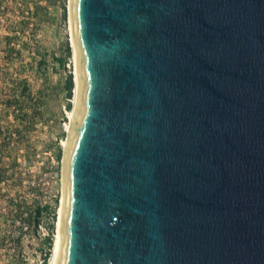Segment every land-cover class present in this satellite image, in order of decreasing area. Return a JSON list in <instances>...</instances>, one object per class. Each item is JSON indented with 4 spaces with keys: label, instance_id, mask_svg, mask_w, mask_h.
I'll list each match as a JSON object with an SVG mask.
<instances>
[{
    "label": "water",
    "instance_id": "water-1",
    "mask_svg": "<svg viewBox=\"0 0 264 264\" xmlns=\"http://www.w3.org/2000/svg\"><path fill=\"white\" fill-rule=\"evenodd\" d=\"M57 264H264V0H71Z\"/></svg>",
    "mask_w": 264,
    "mask_h": 264
},
{
    "label": "rangeland",
    "instance_id": "rangeland-1",
    "mask_svg": "<svg viewBox=\"0 0 264 264\" xmlns=\"http://www.w3.org/2000/svg\"><path fill=\"white\" fill-rule=\"evenodd\" d=\"M70 0H0V127L6 129L12 119L2 110V99L20 89L24 80L32 92H41L43 104L36 125L24 134L25 143L15 152L22 181L0 186V234L8 236L0 249V264H44L47 252L45 238L53 226L51 263L58 237L59 210L63 201L64 143L68 139L70 112L73 111L75 61L70 24ZM64 6L66 15L64 16ZM11 37L17 48L14 62L5 58V38ZM69 44L71 54H66ZM58 58L65 59V67ZM42 63V65H40ZM72 74V97L66 92V79ZM70 104V109H68ZM62 148L60 163L56 150ZM17 199L33 210L37 204L49 206L43 225L36 231L32 225L12 228L6 218L7 205ZM55 209L56 218L52 219ZM11 236V238H10Z\"/></svg>",
    "mask_w": 264,
    "mask_h": 264
},
{
    "label": "trees",
    "instance_id": "trees-1",
    "mask_svg": "<svg viewBox=\"0 0 264 264\" xmlns=\"http://www.w3.org/2000/svg\"><path fill=\"white\" fill-rule=\"evenodd\" d=\"M64 16L66 15V7L64 6ZM9 36L5 38V58L10 63L14 62V54L17 52V48ZM66 54L69 57L71 50L69 44H66ZM58 62L61 66L65 67V59L58 58ZM42 65V63H40ZM20 89L14 90V93L6 98L2 99V110L8 114L12 123L6 129L0 127V186L11 182L14 187L22 181L21 175H18L17 167L20 165L18 158L15 156V152L19 144L25 143L24 134H27L34 125H36L38 117L41 115L40 107L43 104V98L41 92H32L30 87L26 84V81L21 80ZM74 88L73 76L70 74L66 79V92L69 98L72 97V91ZM70 109V104H68ZM62 157V148L58 146L55 154V160L60 163ZM49 213V206L37 204L32 210H28L26 206L21 204L17 199H11L7 205L6 218L12 224V228H17V225L30 226L38 231L43 225L44 214ZM52 213V219L56 218V211L54 209ZM48 236L45 238L47 244V252L44 256V264L51 255V249L53 247V226L49 229ZM8 236L0 234V249H3V245L7 241ZM11 238V236H10Z\"/></svg>",
    "mask_w": 264,
    "mask_h": 264
},
{
    "label": "bare ground",
    "instance_id": "bare-ground-1",
    "mask_svg": "<svg viewBox=\"0 0 264 264\" xmlns=\"http://www.w3.org/2000/svg\"><path fill=\"white\" fill-rule=\"evenodd\" d=\"M69 9H70V24H71V0L69 2ZM71 32H72V25H71ZM72 46H73V53H74V61H75V88H74V99H73V111L70 112V126H68V139L67 141L64 143V147H65V152H64V158H65V154H66V149H67V145H68V141H69V136H70V131H71V127H72V123H73V119H74V115H75V108H76V101H77V91H78V67H77V58H76V49H75V43H74V38H73V32H72ZM64 165V164H63ZM63 193H64V183H63ZM63 201H64V194H63ZM63 201H62V205L61 208L59 210V222H58V237L54 246V251H53V257L51 260L50 264H57V260H58V256H59V252H60V243H61V239H60V223H61V215H62V208H63Z\"/></svg>",
    "mask_w": 264,
    "mask_h": 264
}]
</instances>
